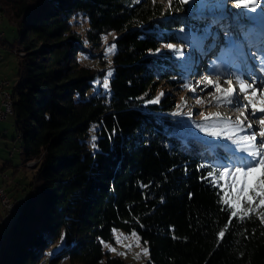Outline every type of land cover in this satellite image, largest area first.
I'll list each match as a JSON object with an SVG mask.
<instances>
[{
    "label": "trees",
    "instance_id": "trees-1",
    "mask_svg": "<svg viewBox=\"0 0 264 264\" xmlns=\"http://www.w3.org/2000/svg\"><path fill=\"white\" fill-rule=\"evenodd\" d=\"M137 1L0 0L17 31L9 47L23 52L9 89L20 164L35 168L0 264H127L103 247L114 229L137 235L146 264H264V208L230 221L225 193L201 179L224 150L175 136V101L143 97L179 71L161 51L171 29L212 20Z\"/></svg>",
    "mask_w": 264,
    "mask_h": 264
},
{
    "label": "rangeland",
    "instance_id": "rangeland-1",
    "mask_svg": "<svg viewBox=\"0 0 264 264\" xmlns=\"http://www.w3.org/2000/svg\"><path fill=\"white\" fill-rule=\"evenodd\" d=\"M146 1L152 3L158 2L163 9L167 10L169 19H189L191 14H193L192 16L198 17L200 19L205 18L212 21L213 19H219L221 23L218 24V26L221 29V25L227 26L228 30L233 36V39L238 43L245 41L244 34H241L240 32L242 29L241 27L237 28L233 26L232 28L230 26L232 24L234 25L236 21L239 20L238 23L241 21H247L246 25H249L253 28L255 23L259 24V22L255 19L256 13L258 11L264 13V5L263 3H259L261 0H249V6L247 8L243 7V9H241V6L237 5L236 0H211V7H202L199 0H197L196 3H193V0H187L186 3L181 2V6L179 7L177 4H175V2L173 4V0H138L137 2ZM231 4H235V6L230 7ZM253 6H256L255 12L251 11ZM207 26L208 25L197 24L195 27L186 25L185 27H173L171 29L176 41L170 43L173 45L172 48L165 47L166 44L162 45L161 51L163 54H165L164 56L166 61L171 64H176L179 68V71L175 73L172 78H170V81H161L154 86L153 90H147L143 97L147 98L152 96V98L148 100L151 101L155 100L157 97L166 96V98H171L175 101L174 109L170 112H167L175 119V124L172 128V133L175 136L182 139L191 138L199 142L218 141L220 144H223L227 137H231L232 139L230 142L236 146H240L236 144V142L239 140V133L231 135L230 133L227 134L223 131L216 132L220 133L219 136L212 135V128L210 127V124L215 120L221 119L222 116H229L230 113L235 112V108L228 109L225 107L226 105L223 104L224 102L214 103L215 101H213L215 96L214 91L216 87H219V85L221 86V81L218 84L216 83L213 88H206L207 90L202 95L200 94L199 88H196V83H194V80L191 82V77L183 71V68L191 66L192 62L193 65L191 66V70L193 68L195 69L196 63L194 64V62H196L197 59H200L198 51H196L183 37H185L189 31H191L194 35H203L204 28ZM257 30L261 31L260 29ZM0 32L4 34L2 38L0 35V75L4 76V78L8 80L11 87L16 82V56L23 55V52L17 46H13L12 49L8 46V44L17 37V31L15 27L10 24L1 14ZM116 35V31L111 30L101 37L100 48L107 57L110 54L108 49L113 45L112 41ZM105 37L107 39H105ZM1 39H3L2 42ZM226 46L227 45L217 46L218 50L211 57V60L215 59V57L219 54L221 47ZM13 49L15 52H17L16 55L15 52H13ZM244 52L246 55L247 53L249 54V51L245 50V48ZM78 57L80 58L81 63H94L91 62L90 59H88L83 53L78 54ZM190 57L191 63L187 67H184V62L188 61ZM258 59L262 62L261 55L258 56ZM204 60H206L205 57L200 59V61H202V66L204 65ZM254 67L260 68L259 65H254ZM197 68L200 71L201 67L199 65ZM208 69L212 70L213 72L216 71L212 69L210 62L208 63ZM231 70L232 69L229 68L221 73L223 75L228 73L230 74ZM223 93L225 96H228V92L224 91ZM251 111L252 110L250 109L249 112ZM173 113H176V115H173ZM256 114L257 118L255 120L253 119V124H256V128L253 129L257 130L258 139L259 130L261 128L264 129V125L259 123L260 119L264 118V113H259L257 111ZM92 126H95V124L92 123ZM197 137L200 139H197ZM222 149L224 152L227 151V149ZM19 151L20 142L13 125L12 113L9 110L8 116L6 115L3 119H0V187L4 190L5 194L9 198H16L20 202L19 198L24 193L23 187H25V184L30 180L31 175L35 173V168L33 161H29L26 163V165L21 166ZM5 160L8 161L6 165L3 164ZM35 181V183H38L37 177H35ZM228 183L231 185V179H229ZM229 198L235 199L236 197L235 195H232ZM257 203H259L258 199L254 205ZM248 205L249 204L246 201H243L242 208L237 211L243 210ZM17 212L13 214L12 208L9 215L3 211V207L0 205V228H2L3 223V229H1L0 232V253L4 249L5 245L6 227L11 224ZM112 233L114 238L113 241L106 243L103 246L109 251L110 254H118L127 264H146V260L148 258L147 248L140 242L136 234L132 232L125 233L118 229H114ZM63 264L69 263L64 262Z\"/></svg>",
    "mask_w": 264,
    "mask_h": 264
},
{
    "label": "snow or ice",
    "instance_id": "snow-or-ice-1",
    "mask_svg": "<svg viewBox=\"0 0 264 264\" xmlns=\"http://www.w3.org/2000/svg\"><path fill=\"white\" fill-rule=\"evenodd\" d=\"M179 2L186 3L187 0H179ZM197 0H193L196 3ZM202 7H211V0H199ZM238 6L247 8L249 6V0H236ZM252 12L256 11V6L251 8ZM219 19H213L212 23L204 28L203 35H194L191 31L183 37L188 41L192 47L198 51L201 58L207 57L212 54L217 46L219 37L214 35L212 28L220 24ZM224 34V40L226 47H221L219 54L215 59L210 61L213 70L218 72H223L230 67L239 68V62L245 59L244 44L238 43L233 39L231 32L228 30L227 26L221 25ZM243 28V25H241ZM262 29H264V14H262ZM105 39H107L105 37ZM244 39L249 47H256L259 49L264 48V30L258 31L255 28H249L244 32ZM211 40V43L208 41ZM115 44H113L108 52H113L115 50ZM165 47L172 48V44H166ZM191 63V57L188 61L184 62V67H187ZM262 67H264V57H262ZM111 72L108 73L110 77ZM258 78L253 76L251 85L245 86L241 85V91L246 92L247 88H251L250 92L246 94L250 96H257L264 93V82L260 83V87L257 88ZM209 84L212 82L209 80ZM103 87L107 89L109 87L107 80H105ZM160 97L155 100L148 101L147 103H157ZM230 103L234 108L242 107L248 110L249 115L255 117L256 112L264 113V100H260L259 106L252 101L248 104H244L240 93H236L234 97L230 100ZM176 115V113H173ZM241 124L239 140L236 146L231 143V137H227L223 144L218 141H201L205 145H210L209 151L216 152L217 148H224L227 151L224 154L217 153L216 163L212 164L211 170L207 174L201 177L202 180H207L211 186L217 188L220 192H224L225 195L219 197L220 201L227 205L225 211L231 210L229 220L237 216V210L242 208V202L246 201L249 205H254L258 199L259 203L257 209L264 208V129H260L258 135L260 137L257 141V130L253 129L251 123L246 126L243 122ZM259 123L264 125V118H261ZM95 127V126H93ZM212 135L219 136L220 133H213ZM96 138L93 137V140ZM197 139H200L197 137ZM259 145V146H257ZM95 147V145H94ZM221 169L217 178L216 170ZM231 179L232 183L229 185L228 181ZM223 181V183H221ZM235 195V199H230L229 197ZM250 214V212H249ZM264 221V217H261ZM135 234V233H134ZM219 235L223 237L224 232H220Z\"/></svg>",
    "mask_w": 264,
    "mask_h": 264
},
{
    "label": "bare ground",
    "instance_id": "bare-ground-1",
    "mask_svg": "<svg viewBox=\"0 0 264 264\" xmlns=\"http://www.w3.org/2000/svg\"><path fill=\"white\" fill-rule=\"evenodd\" d=\"M262 14H264V13H262L261 11H258L256 13L255 19H256V21L259 22V24L255 23L253 28L255 27V29L264 30V29H262ZM238 21H236V23L234 25L232 24L231 27L234 26V27L238 28V27H241V25H243V28H241L242 29L241 31H243V33L245 31H247L249 28H252L249 25H246L247 21H241L240 23H238ZM208 43H211V40H209ZM247 56H250V54H247V55L245 54V59L243 61H240L239 63L247 62ZM200 59H201V57H200ZM198 62H199V59H197L196 62H194V64L195 63L197 64ZM196 64H195V66H196ZM261 65H259V67H261L260 71H256L252 67H247V69L250 68L252 70V71L249 70V73L252 74V76L250 78L247 77V76H244L243 75L244 73L242 74L240 72V70H235L233 72H230V74L228 73L226 75H223V77H225V80L227 81V85H226V87H221V89L217 93H215L214 100H213V101H215L214 103H222V102H224L223 104L226 105L225 107L231 108L232 104L231 105L226 104V98L231 95L233 86L234 85H239V84H241V82H244V81H247L248 85H251L253 76L258 78L256 87L259 88L260 87V83L264 82V67H262ZM193 69L191 70V67L189 68L190 71H197L198 70L196 68L194 70ZM193 80H195V79H192L191 82ZM199 81L200 80H196V82H198V85H197L196 88L197 89L199 88L200 94H202V95L207 90L206 88H213L215 83H216L214 80H211L212 83L209 84L208 80H204V78H203L202 81H200V82ZM9 84H10L9 82L3 84L4 95L2 96V107H3L4 111L7 113V116H8V111L12 107V101H13L11 93L9 91V89H10L9 88L10 87ZM251 90L252 89L249 87V88L246 89V92H250ZM224 91L228 92V96L224 95V93H223ZM243 95L245 97L249 98L246 104H248L249 101H252L253 103H256L258 105L260 100H264V93H261V94L255 96V97L250 96V95H248L246 93H243ZM237 108H240V107H237ZM242 110H243L242 112L241 111H239V112L237 111V112H234V113H236V114L238 113L243 118V120L238 119L236 117V114L231 113V114H229V116H222L221 119L213 121L210 124V127L212 128V134L216 133V132H223V131L226 132L227 134H229V133L233 132L234 130H237L238 128L241 127V124L239 123L241 121L243 122V124L245 126L247 124L251 123L253 128H256V124H253L254 123L253 121L257 118L256 117L257 114L255 115V117H253L252 115H249V110L250 109L246 110L245 108L244 109L242 108ZM257 129H258V127H257ZM259 139H260V137L257 140L259 141ZM20 206H21L20 202H18L17 205L12 206L10 208L9 215L11 213L12 208H13V214H14L15 212L19 211L18 209H19ZM2 226H3V224H2ZM0 232H1V228H0Z\"/></svg>",
    "mask_w": 264,
    "mask_h": 264
},
{
    "label": "built area",
    "instance_id": "built-area-1",
    "mask_svg": "<svg viewBox=\"0 0 264 264\" xmlns=\"http://www.w3.org/2000/svg\"><path fill=\"white\" fill-rule=\"evenodd\" d=\"M13 52H15L14 49ZM15 54H17V52H15ZM7 82L8 80L5 78L0 79V119H3L7 115V113L4 111L2 107V96L4 95L3 84ZM18 202L19 201L16 198H9L5 194L4 190L0 187V205L3 207V211L5 213L9 214L10 208L12 206L17 205Z\"/></svg>",
    "mask_w": 264,
    "mask_h": 264
},
{
    "label": "crops",
    "instance_id": "crops-1",
    "mask_svg": "<svg viewBox=\"0 0 264 264\" xmlns=\"http://www.w3.org/2000/svg\"><path fill=\"white\" fill-rule=\"evenodd\" d=\"M0 33H1L0 35H1V38H2V36H3L4 34H3L2 32H0ZM2 40H3V39H1V42H2ZM8 46H9V44H8ZM2 78H4V76H1V75H0V79H2ZM1 229H3V226H2Z\"/></svg>",
    "mask_w": 264,
    "mask_h": 264
}]
</instances>
